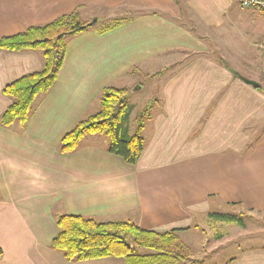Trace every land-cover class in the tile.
I'll use <instances>...</instances> for the list:
<instances>
[{"label": "crops", "instance_id": "obj_1", "mask_svg": "<svg viewBox=\"0 0 264 264\" xmlns=\"http://www.w3.org/2000/svg\"><path fill=\"white\" fill-rule=\"evenodd\" d=\"M177 1L0 0V39L79 7L85 20L150 11L72 38L57 82L29 122L0 124V264H126L121 257L69 262L52 249L64 214L179 230L181 240L224 207L264 217V87L235 77L224 57L208 55L205 40V32L233 31L256 50L264 46V14L240 0ZM174 55L183 57L170 64ZM249 58L264 80V54ZM43 65L40 52L0 49V116L12 104L3 89ZM139 75L156 85L159 100L136 165L111 154L109 141L90 140L96 135L73 153L59 151L62 138L98 112L105 87L130 88ZM227 233L215 232L218 244ZM225 264H264V244L237 246Z\"/></svg>", "mask_w": 264, "mask_h": 264}, {"label": "trees", "instance_id": "obj_2", "mask_svg": "<svg viewBox=\"0 0 264 264\" xmlns=\"http://www.w3.org/2000/svg\"><path fill=\"white\" fill-rule=\"evenodd\" d=\"M177 1V0H175ZM178 2V1H177ZM82 7L55 20L33 26L13 36L0 39V49L13 51H37L43 57V68L7 85L3 94L12 104L0 116V124L24 127L30 120L36 101L49 93L57 82L63 66L68 42L95 25L82 17ZM264 14L263 11H260ZM150 11H136L129 8L109 11L100 33L108 32L141 14ZM155 13V12H153ZM235 77L238 73L220 59ZM263 89L259 84L257 87ZM128 87H105L101 93L100 109L97 113L80 120L61 140L59 151L73 153L81 147L83 139L90 135H102L109 139L108 151L121 157L125 162L136 165L143 153L146 142L143 131L152 116L154 103L149 101L137 113L136 130L129 131L133 112ZM1 197V194H0ZM210 217L224 223L244 226L242 218L235 214L211 212ZM58 235L52 249L62 253L69 262H78L105 257H121L126 264H180L193 258L192 249L180 238L179 230L155 232L145 230L131 221L101 222L94 218L61 215L57 217ZM3 250L0 248V258Z\"/></svg>", "mask_w": 264, "mask_h": 264}, {"label": "rangeland", "instance_id": "obj_3", "mask_svg": "<svg viewBox=\"0 0 264 264\" xmlns=\"http://www.w3.org/2000/svg\"><path fill=\"white\" fill-rule=\"evenodd\" d=\"M102 16V17H101ZM97 27H102L106 20L101 15ZM96 17H93L90 22ZM205 32V40L208 46V55L211 57L221 56L231 66L237 68L238 73L248 79L256 82H260L264 87V80L255 69L257 61L255 59L250 60L249 54L253 57V54L263 56L264 46L258 45L253 50L250 48V44L246 42V37L242 38L236 35L233 31H220L212 34ZM249 44V45H248ZM252 47V46H251ZM254 52V53H252ZM258 53V54H257ZM183 55H174L169 63H176ZM230 66V67H231ZM130 88L133 93L130 94V103L133 108L129 122L130 133L133 134L136 130V116L145 105L151 101L155 103L158 99V91L156 85H152L147 75H139L138 78L133 79L130 82ZM153 105V106H154ZM99 111V108H98ZM93 142L99 144H107L109 139L106 136L96 135L90 137ZM215 212L223 214H235L239 218H242L247 225V228H242L236 224H227L220 221H201L199 229L193 228L190 233L182 237V241L192 248L193 258L189 262L180 264H225L236 253V247H249L264 244V217L258 213H248L241 216L240 213H247L241 208L233 209L231 207H224L222 210H215ZM238 212V213H237ZM217 230H227L228 233L222 238L221 243L218 244L216 240L215 232Z\"/></svg>", "mask_w": 264, "mask_h": 264}, {"label": "built area", "instance_id": "obj_4", "mask_svg": "<svg viewBox=\"0 0 264 264\" xmlns=\"http://www.w3.org/2000/svg\"><path fill=\"white\" fill-rule=\"evenodd\" d=\"M240 6L264 12V0H240Z\"/></svg>", "mask_w": 264, "mask_h": 264}, {"label": "water", "instance_id": "obj_5", "mask_svg": "<svg viewBox=\"0 0 264 264\" xmlns=\"http://www.w3.org/2000/svg\"><path fill=\"white\" fill-rule=\"evenodd\" d=\"M97 21H98L97 18H94L91 22H89L88 25H95L97 23ZM239 76H240V79H242L243 81H245L247 84H250L253 87H258L259 86V83L258 82H255V81H252V80H248V79L242 77L241 75H239Z\"/></svg>", "mask_w": 264, "mask_h": 264}]
</instances>
